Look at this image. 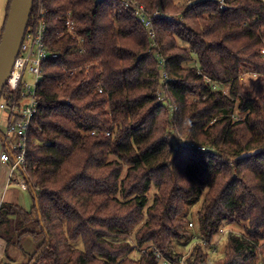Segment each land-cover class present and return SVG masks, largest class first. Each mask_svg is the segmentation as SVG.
Segmentation results:
<instances>
[{
	"label": "trees",
	"instance_id": "trees-1",
	"mask_svg": "<svg viewBox=\"0 0 264 264\" xmlns=\"http://www.w3.org/2000/svg\"><path fill=\"white\" fill-rule=\"evenodd\" d=\"M136 1L158 12L154 37L122 0L42 1L57 57L42 63L28 132L34 204L0 205V264L12 248L24 264H160L152 248L181 264L177 250L199 238L185 264L264 262V3ZM227 225L243 230L212 256Z\"/></svg>",
	"mask_w": 264,
	"mask_h": 264
},
{
	"label": "built area",
	"instance_id": "built-area-1",
	"mask_svg": "<svg viewBox=\"0 0 264 264\" xmlns=\"http://www.w3.org/2000/svg\"><path fill=\"white\" fill-rule=\"evenodd\" d=\"M43 0H37L36 11L33 16L32 26L25 31L19 53L14 61L13 67L6 81L5 87L0 94V133L3 134L8 151H4L0 155V161L10 164V182L15 183L21 190H28V175L26 174V151L28 145V132L38 109L37 86L42 79V63L57 57L56 53L50 52L45 45V34L47 23L45 19V10L42 4ZM124 5L131 8L138 20L148 29L149 34L154 37L153 19L158 16V12L148 13L146 7L138 3L136 0H122ZM219 8L227 7L224 0H218ZM264 3V0H262ZM165 17V16H164ZM74 22L67 15V33L75 36ZM82 41L79 40L78 47H81ZM88 66L82 68H72L67 70L69 76L74 75L78 71L88 70ZM33 76V82L28 83L25 80L26 74ZM206 84L212 92L221 91L228 94L229 85L214 81L209 77H205ZM163 94V97H162ZM159 100L163 101L166 97L163 89L157 92ZM108 134V133H106ZM204 150V148H200ZM18 172L20 176L15 177ZM190 226L192 224L190 223ZM229 232L226 226H221L216 236H221L223 239ZM209 244L210 254L219 255L223 252L222 241ZM196 241L204 243L201 238ZM220 242V245H219ZM160 264H172L164 255L157 249H150ZM185 256L181 259V264L184 263ZM259 264H264L263 260Z\"/></svg>",
	"mask_w": 264,
	"mask_h": 264
},
{
	"label": "water",
	"instance_id": "water-1",
	"mask_svg": "<svg viewBox=\"0 0 264 264\" xmlns=\"http://www.w3.org/2000/svg\"><path fill=\"white\" fill-rule=\"evenodd\" d=\"M33 0H11L0 37V94L5 87L28 26Z\"/></svg>",
	"mask_w": 264,
	"mask_h": 264
},
{
	"label": "rangeland",
	"instance_id": "rangeland-1",
	"mask_svg": "<svg viewBox=\"0 0 264 264\" xmlns=\"http://www.w3.org/2000/svg\"><path fill=\"white\" fill-rule=\"evenodd\" d=\"M187 1L188 0H176V3H175V5L176 6H180V5H182L183 3H187ZM173 11H171L170 13H172ZM196 60V58H194V61ZM196 62H197V60H196ZM248 74H244L243 76H242V78L246 81V79H248ZM33 76L32 75H30V74H26V76H25V80L28 82V83H32L33 82ZM246 85L248 86V87H251V85L248 83V82H246ZM162 97H163V94H162ZM187 141L185 140V139H183L182 141H181V143H182V145H186L185 143H186ZM2 145H3V140L0 138V151H1V149H2ZM18 175L20 176V174L18 173V172H16L15 173V177H18ZM27 183H28V181H27ZM154 193H155V189L154 188H152L151 190H150V192H149V194H148V199H149V204L152 202V199H153V195H154ZM24 195H25V200L27 201V203H25V202H23L22 203V206L25 208V209H30L32 206H33V204H34V199H33V197H32V194H30L29 192H26V193H24ZM197 209H198V205H196V206H194V207H191V208H189V210H188V212H187V214H188V220L189 221H194V214L196 213V211H197ZM195 226V225H194ZM189 228H190V225H189ZM194 228V227H193ZM226 228L227 229H230L231 231H233V233L234 234H240L241 232H242V227L240 226H229V225H227L226 226ZM220 238H221V236H216L215 235V237L213 238V240H214V242H217L218 240H220ZM226 240H227V238H226V236L223 238V239H221L220 240V242L222 241V243H221V245L223 246L222 247V249H221V251L224 253L225 252V247H226ZM196 242V241H195ZM195 242H191L190 244H189V246H187V247H185L184 249L183 248H179L178 250H177V253H181V254H183V256H185V257H187V256H189L190 254H191V252H192V249H193V246L196 244ZM220 242H219V245H220ZM177 242H175V244H176ZM180 243V242H179ZM24 244H25V249H26V251H28V252H30V250H31V246H32V248L33 247H35V245L33 244V242L30 240V239H26L25 241H24ZM182 251V252H181ZM2 253H3V251L1 252L0 251V258H1V256H2ZM10 258L12 259V264H24L26 261H27V258H25L24 257V255L22 254V253H20L18 250H16V249H14V248H12V249H10ZM32 253V252H31ZM212 255V254H211ZM220 255H222V254H219L218 256H220ZM131 256L133 257V258H135V259H138L139 257H140V252L139 251H137V250H134L133 252H132V254H131ZM212 256H217V255H212ZM223 256V255H222ZM221 256V257H222ZM262 258V257H261ZM262 259H264V258H262Z\"/></svg>",
	"mask_w": 264,
	"mask_h": 264
},
{
	"label": "crops",
	"instance_id": "crops-1",
	"mask_svg": "<svg viewBox=\"0 0 264 264\" xmlns=\"http://www.w3.org/2000/svg\"><path fill=\"white\" fill-rule=\"evenodd\" d=\"M7 2L8 0H0V32H1L4 19H5V15H6ZM0 138L3 140L2 149L0 151V155H1L4 151H8V146L6 145V142H5V139L2 133H0ZM9 179H10V164L3 163L0 161V205L2 203H11V204L22 206L23 202L27 203V201L25 200L24 193L29 192L31 194V192L28 190L26 191L21 190L15 183L10 182ZM3 248H4V245L0 241V251L1 252L3 251ZM34 249L35 247L32 248L31 246L30 252H33Z\"/></svg>",
	"mask_w": 264,
	"mask_h": 264
}]
</instances>
